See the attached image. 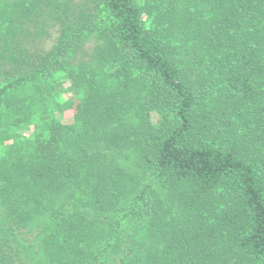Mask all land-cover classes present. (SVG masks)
Wrapping results in <instances>:
<instances>
[{"label": "trees", "instance_id": "16d2710c", "mask_svg": "<svg viewBox=\"0 0 264 264\" xmlns=\"http://www.w3.org/2000/svg\"><path fill=\"white\" fill-rule=\"evenodd\" d=\"M91 1L0 0V264H264V0Z\"/></svg>", "mask_w": 264, "mask_h": 264}, {"label": "rangeland", "instance_id": "374dc122", "mask_svg": "<svg viewBox=\"0 0 264 264\" xmlns=\"http://www.w3.org/2000/svg\"><path fill=\"white\" fill-rule=\"evenodd\" d=\"M139 2V4H143L145 3L147 0H136ZM81 4V8L82 10L85 12L88 21L91 20L90 16H89V12L93 10H95V6L92 3L91 0H83V2L80 3ZM95 14L97 16L96 19V23L98 24V26H103V22L104 20H106L105 18V14L100 13L98 11H95ZM94 36V35H93ZM91 36V37H93ZM97 44V40L96 38H91L90 41L88 43H85L83 45H80L79 48L76 50V52L71 54V57L74 59L73 60V64H77V62H80L83 59V54L84 52L89 49V48H94ZM62 83L60 82V84L62 85L61 87H57V92H55V96L53 99V105H52V110H54V112L56 113V117L62 119V120H69L72 116L75 115L76 113V109H75V105H76V101H78V97H74V93L73 92H69L68 90H63L65 88V82L64 78L61 77ZM31 90V89H30ZM29 92L31 93L32 90ZM69 104V106H67ZM60 109V110H58ZM151 121L154 125H160L161 123V116L156 113L153 112L152 116H151ZM33 127L32 125H29L27 127H25L24 129L21 130V128H12L11 129V134H15L16 136H19L20 139L22 138L24 141H27L29 139H32V132H33ZM6 134H0V156L3 155L4 153V148L10 144V141H8L6 138ZM4 144L6 146H4ZM150 183H155V178L154 177H150L149 179Z\"/></svg>", "mask_w": 264, "mask_h": 264}]
</instances>
